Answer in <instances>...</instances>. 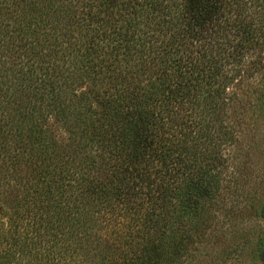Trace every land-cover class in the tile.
Returning <instances> with one entry per match:
<instances>
[{
    "label": "trees",
    "instance_id": "trees-1",
    "mask_svg": "<svg viewBox=\"0 0 264 264\" xmlns=\"http://www.w3.org/2000/svg\"><path fill=\"white\" fill-rule=\"evenodd\" d=\"M0 96V264H179L264 110V0H0Z\"/></svg>",
    "mask_w": 264,
    "mask_h": 264
},
{
    "label": "rangeland",
    "instance_id": "rangeland-1",
    "mask_svg": "<svg viewBox=\"0 0 264 264\" xmlns=\"http://www.w3.org/2000/svg\"><path fill=\"white\" fill-rule=\"evenodd\" d=\"M237 112L243 118L244 111ZM238 124L242 131L226 170L229 199L210 212L208 228L193 238L179 264H264V110L252 109ZM46 125L58 139L67 136L54 117Z\"/></svg>",
    "mask_w": 264,
    "mask_h": 264
}]
</instances>
